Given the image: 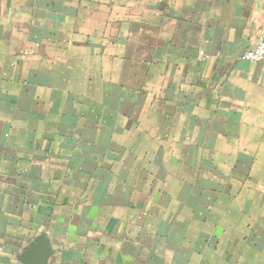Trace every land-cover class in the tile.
Returning <instances> with one entry per match:
<instances>
[{"label":"crops","instance_id":"1","mask_svg":"<svg viewBox=\"0 0 264 264\" xmlns=\"http://www.w3.org/2000/svg\"><path fill=\"white\" fill-rule=\"evenodd\" d=\"M264 0H0V264H264Z\"/></svg>","mask_w":264,"mask_h":264},{"label":"built area","instance_id":"2","mask_svg":"<svg viewBox=\"0 0 264 264\" xmlns=\"http://www.w3.org/2000/svg\"><path fill=\"white\" fill-rule=\"evenodd\" d=\"M241 59L251 63H264V30L259 32L256 47L244 52Z\"/></svg>","mask_w":264,"mask_h":264},{"label":"water","instance_id":"3","mask_svg":"<svg viewBox=\"0 0 264 264\" xmlns=\"http://www.w3.org/2000/svg\"><path fill=\"white\" fill-rule=\"evenodd\" d=\"M27 264H41L43 254H39V249L34 247L32 251L28 254Z\"/></svg>","mask_w":264,"mask_h":264}]
</instances>
